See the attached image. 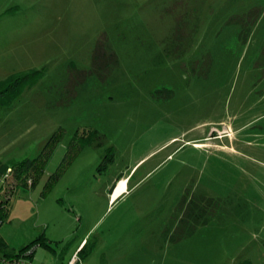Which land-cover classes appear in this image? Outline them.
<instances>
[{
	"label": "rangeland",
	"instance_id": "rangeland-1",
	"mask_svg": "<svg viewBox=\"0 0 264 264\" xmlns=\"http://www.w3.org/2000/svg\"><path fill=\"white\" fill-rule=\"evenodd\" d=\"M0 178V233L16 251L44 239L37 264L73 237L82 264H264V0H0ZM185 194L224 207L168 244Z\"/></svg>",
	"mask_w": 264,
	"mask_h": 264
},
{
	"label": "trees",
	"instance_id": "trees-1",
	"mask_svg": "<svg viewBox=\"0 0 264 264\" xmlns=\"http://www.w3.org/2000/svg\"><path fill=\"white\" fill-rule=\"evenodd\" d=\"M260 13H261V10H259L258 8H253L241 18L243 19L241 21H244V19H251L250 23L253 24L255 23ZM176 21H177L176 28L174 30L172 38L176 37L179 39L181 37H184L183 36L184 34H182L183 21H182V18L179 16L176 18ZM241 30L243 31L246 30V27L243 26ZM206 61L208 62V59H206ZM117 66H118V58L116 54L111 49V46L108 45L106 38L101 37L97 41L96 46L92 53L91 73L100 77L102 80H104L111 73V71L115 69ZM111 67H112V70L109 71ZM88 75L89 73L85 71L71 72L70 77L67 82L68 89H72V88L76 89L77 86L84 84L88 79ZM23 180L25 179H23L21 176L19 179H17L14 182L13 184L14 188L12 187L11 188L16 189L17 191L19 188H25V187L28 188V185L23 184L24 182ZM28 181L29 180H27L26 183H28ZM32 185H33V180L31 183V187ZM113 185L111 186L110 190L112 189ZM6 205H7L6 202H0V227L5 222L8 216L9 211ZM222 207H224V204L219 199H211V198H206L204 196H197L194 194L189 196L185 194L180 199V201L178 202L176 206L177 210L174 213H177V214L174 217L172 228L169 229L166 227V230L163 233V236L165 237V242H167L168 244H176L192 236L199 226L207 225L211 221L215 220ZM40 245L44 247H49V245L46 242H44V239H37L33 241L32 243H30L29 245H26L24 248H22L20 252L17 254V257L27 252V260L29 261L32 258V255L36 247ZM68 245H70V241H68L65 244V247H68ZM86 245H87V242L83 245V247L77 253L78 255L77 264H82L85 256L90 253V251L86 250ZM3 247H4V243L0 239V248H3Z\"/></svg>",
	"mask_w": 264,
	"mask_h": 264
},
{
	"label": "crops",
	"instance_id": "crops-1",
	"mask_svg": "<svg viewBox=\"0 0 264 264\" xmlns=\"http://www.w3.org/2000/svg\"><path fill=\"white\" fill-rule=\"evenodd\" d=\"M126 180L127 178H117L115 180V182L111 185H108L106 188H108V195H110L111 199L114 200L117 197L122 198L124 196V194H122L124 191L127 192L126 189ZM0 184H1V178H0ZM113 185L112 189L110 190L111 186ZM3 225V224H2ZM2 229V228H1ZM0 239L2 240V242L4 243V247L2 249H0V260H11L17 257V254L20 252V250L22 248H24L25 246L21 247L18 249V251H16L15 249H12L11 245H8L6 243V241L4 240L3 235L0 233ZM85 242V237L82 239H79L77 237H73L70 239V245H68V247H65L63 249H69L68 252H66L65 254H62L63 252H61V254L59 255V257L57 258L59 263L58 264H67V262L69 261V259L71 258V256L77 252L79 250V248L84 244ZM41 246V245H40ZM38 247V246H37ZM36 247V248H37ZM42 248H50V247H44L41 246ZM74 247V249L71 250V248ZM35 251L32 255V258L30 259V264H37L35 263L33 260L34 259V255H35ZM64 251V250H63ZM85 260V259H84ZM84 263V262H83ZM41 264H45V263H41Z\"/></svg>",
	"mask_w": 264,
	"mask_h": 264
},
{
	"label": "built area",
	"instance_id": "built-area-1",
	"mask_svg": "<svg viewBox=\"0 0 264 264\" xmlns=\"http://www.w3.org/2000/svg\"><path fill=\"white\" fill-rule=\"evenodd\" d=\"M29 253V252H28ZM4 264H30L27 260V252L25 254L20 255L17 258L11 259V260H2ZM78 263V257L73 255L68 264H77Z\"/></svg>",
	"mask_w": 264,
	"mask_h": 264
}]
</instances>
